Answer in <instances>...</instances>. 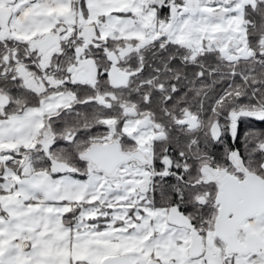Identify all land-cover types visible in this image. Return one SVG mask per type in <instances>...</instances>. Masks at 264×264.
<instances>
[{
	"label": "snow or ice",
	"instance_id": "obj_1",
	"mask_svg": "<svg viewBox=\"0 0 264 264\" xmlns=\"http://www.w3.org/2000/svg\"><path fill=\"white\" fill-rule=\"evenodd\" d=\"M0 264H264V0H0Z\"/></svg>",
	"mask_w": 264,
	"mask_h": 264
}]
</instances>
